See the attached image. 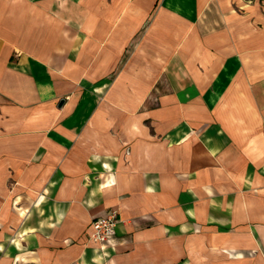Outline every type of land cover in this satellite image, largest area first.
<instances>
[{
  "label": "crops",
  "instance_id": "0c3cea01",
  "mask_svg": "<svg viewBox=\"0 0 264 264\" xmlns=\"http://www.w3.org/2000/svg\"><path fill=\"white\" fill-rule=\"evenodd\" d=\"M0 264H264V0H0Z\"/></svg>",
  "mask_w": 264,
  "mask_h": 264
},
{
  "label": "built area",
  "instance_id": "2783aa9c",
  "mask_svg": "<svg viewBox=\"0 0 264 264\" xmlns=\"http://www.w3.org/2000/svg\"><path fill=\"white\" fill-rule=\"evenodd\" d=\"M118 223V213L109 210L107 213L92 222V229L89 233V240L100 247L105 246L115 233Z\"/></svg>",
  "mask_w": 264,
  "mask_h": 264
},
{
  "label": "rangeland",
  "instance_id": "374dc122",
  "mask_svg": "<svg viewBox=\"0 0 264 264\" xmlns=\"http://www.w3.org/2000/svg\"><path fill=\"white\" fill-rule=\"evenodd\" d=\"M110 210H115V209H110ZM117 213H118V211L117 210H115ZM95 220V219H94ZM120 221V218H119V214H118V222ZM222 260H221V256H219V257H215V260H214V262H221Z\"/></svg>",
  "mask_w": 264,
  "mask_h": 264
}]
</instances>
